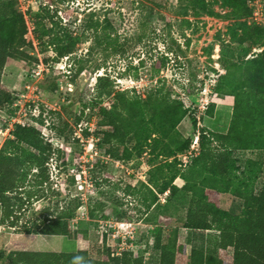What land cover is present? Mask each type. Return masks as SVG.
Here are the masks:
<instances>
[{"label": "trees", "instance_id": "trees-1", "mask_svg": "<svg viewBox=\"0 0 264 264\" xmlns=\"http://www.w3.org/2000/svg\"><path fill=\"white\" fill-rule=\"evenodd\" d=\"M220 1L231 7L239 19V37L252 39L254 44L263 47L247 58L229 43L220 48L219 59L225 72L218 76L214 91L233 98L225 132L197 126L194 113L199 114V98L196 94L190 93L194 104L190 109L181 99L172 97L163 85L151 89L144 97L131 96L130 90H116L109 74L96 78L95 99H109L95 114L93 134L98 146L105 155L122 161L146 152V180L135 190L144 209L141 215L157 205L168 214L167 224L156 223L151 231L152 247L159 251L157 262H145L137 250L113 252L105 245V238H102L100 257L90 254L89 225L103 204L97 203L88 211V219L77 220L76 228H72L80 197L71 196L64 208L52 200V194H60L52 188L49 176L48 163L54 148L35 126L21 124L14 125L0 146V224L15 232L74 238L78 250L71 253L0 250L1 261L10 264H264V162L247 158L240 164L237 156L239 151H264V36L258 26L248 22L252 9L247 0ZM50 5H40L31 17L35 38L53 47L56 54L52 57L56 62L75 51L79 38L69 34L56 19L57 10H51ZM179 6L192 12L210 11L207 0H179ZM100 25L98 19L94 21L90 17L85 28L96 33ZM26 33L24 14L13 1L0 0V108L11 106L17 97L2 82L7 60L29 66L39 62ZM97 37L95 41L101 43L102 36ZM164 59L163 56L159 67ZM74 61L77 67L72 77L85 66L81 58ZM57 87L58 82L53 81L48 89L55 91ZM214 106V102L209 103L205 114L212 115ZM188 115L198 134V150L193 153L192 139L184 138L178 131V125ZM76 119L77 123L80 118ZM179 155H189L184 166ZM177 178L183 181L182 185L175 183ZM221 194L239 198L240 211L233 213L222 207ZM161 195L163 203H160ZM44 199H48L45 205L35 210V201ZM115 199L112 198V209L118 210ZM102 217L106 220L109 215L103 212ZM126 217L132 218L121 211L117 220ZM180 228L207 232L203 244L192 246L186 254V244L178 241Z\"/></svg>", "mask_w": 264, "mask_h": 264}, {"label": "rangeland", "instance_id": "rangeland-1", "mask_svg": "<svg viewBox=\"0 0 264 264\" xmlns=\"http://www.w3.org/2000/svg\"><path fill=\"white\" fill-rule=\"evenodd\" d=\"M11 1L28 16L37 11L40 5L51 3L50 9L57 10L56 19L72 37L79 40L69 59L63 58L56 63L52 57L56 54L53 47L34 40L40 58L51 60L50 65L55 63L40 80L29 76L32 65L7 60L2 82L17 97L13 102L15 105L0 108V146L16 124L10 110L14 111V115L25 111L27 116L23 122L39 129L45 141L54 148L48 163L49 176L52 188L59 190L60 194H52V200L58 201V207L64 208L71 196L80 197L81 203L71 227L75 229L79 219L87 220L88 211L97 203L103 204L95 212L97 218L91 220L89 225L90 254L95 258L100 257L102 238L106 239L105 245H109L113 252H120V237L112 239L111 235L128 234L132 227L128 225L126 231L123 227L115 232L110 224L117 220L119 212L124 211L132 218L126 217L120 221L136 224L133 225V239L125 240H135L137 247L133 246L132 250H137L145 262H157L159 251L152 247L154 238L151 231L156 223L167 224L168 214H164L162 207L157 205L146 215H141L144 209L135 191L146 180L148 154H134L127 161L113 159L101 151L94 134L86 133L82 142L74 139L76 118L90 120L92 117L96 128L95 114L99 106L109 99H95V83L98 75L106 73L115 81L116 90H130L128 94L131 96L144 97L151 89L163 85L172 97L181 99L190 109L194 107L190 93L197 95L198 105L201 100H207L208 104L214 102L212 115L200 110V115L197 111L194 113L197 115V126L225 132L230 122L233 98L214 91L218 76L225 72L219 59L220 48L229 43L247 58L260 52L263 47L254 44L252 39L239 37V19L233 9L220 0H207L209 12H192L185 6H179V0ZM247 3L252 9L248 22L258 26L264 36V0H247ZM90 17L101 23L96 33L85 28ZM97 36H102L101 43L95 41ZM27 38L32 40L33 35L28 34ZM163 56L166 59L159 67ZM80 58L85 66L72 77L77 67L73 60ZM53 81L58 82V87L50 91L48 87ZM87 108H90L89 114ZM38 111V115H33ZM178 131L192 141L198 137L189 115L178 125ZM195 148L198 150V145ZM237 156L240 164H244L247 158L264 162L263 150L239 151ZM188 157L186 155L184 159V155H179L182 166L187 163ZM261 180L262 177L258 182ZM175 182L183 183L180 178ZM112 198H117L118 210L112 209ZM47 201H35L33 208L40 210ZM220 201L222 207L233 213H238L242 206L239 198L229 194H221ZM163 202L164 196L161 195L160 203ZM103 212L108 213V219L102 217ZM138 216L141 219H136ZM206 234L180 228L178 241L186 244L189 251L194 245H202ZM49 238H61V241L47 246L48 249H66L67 242H70L65 236L50 235Z\"/></svg>", "mask_w": 264, "mask_h": 264}, {"label": "built area", "instance_id": "built-area-1", "mask_svg": "<svg viewBox=\"0 0 264 264\" xmlns=\"http://www.w3.org/2000/svg\"><path fill=\"white\" fill-rule=\"evenodd\" d=\"M21 12L24 14V17H25V20H26V24H27V33L25 34V37H26L27 40H29L27 38V35L28 34H32L33 35V39L31 41H32V43L34 45L35 52H37V48L35 46V41H34L36 38H35V33H34L35 24H34L33 18L31 17V14L28 16V13H26L24 10H21ZM39 55L40 54H38V52H37V56L39 57V62L31 66L29 76L31 78H34V77L35 78H39V80H40V79H43L44 74L47 73L50 70V68L54 66V64L56 62L55 63H52L51 65L49 63H44L42 61V59L40 58ZM69 57H70V55L69 56L68 55L63 56L58 61L63 60V58L64 59H69ZM13 104L15 105V103H13ZM207 106H208V101L207 100H201L200 104L198 105V109L203 112L204 110H206ZM89 109L90 108H87L88 113L87 112H84V114H86V113L89 114L90 113V110ZM35 111L37 112V109H35ZM38 114H39V111H38V113H33V115H35V116L38 115ZM13 115H12L11 118H13L15 120V123L16 124L27 125V124H25L23 122L25 120L26 116H27L25 111L22 110V111H20V113L15 114L14 116ZM91 118L92 117H90V120H88V119H81V120H79V122H77L75 124L74 131H73V135H74V139L75 140H78V141L82 142L83 141V137L85 135V132L90 133L89 135H92L93 136L94 130L96 128H95L94 122L91 120ZM195 145H198V137L197 136H196L195 139H193V141L191 143V149L196 150ZM184 159H186V155H184ZM125 225H127V226H125ZM128 225H131V227H132V228L129 229V231L127 230L128 231V234H123V235L121 234L122 236L121 235L119 236L118 234L117 235L116 234H112L111 235L112 239L114 237H120V241L118 243V249L120 251H123V250H132V249H134V248H132L133 246L134 247H137V245L134 244L135 243V240H131L130 242H129V240H128V242L125 240L126 238L133 239L132 232H133V229H134L133 225H135V224L134 223H131V222H122V221H117V220L114 221L113 224H110V227H112L113 230H115V232L119 228H123V227H124V229L126 231ZM123 245H125V247H123Z\"/></svg>", "mask_w": 264, "mask_h": 264}, {"label": "crops", "instance_id": "crops-1", "mask_svg": "<svg viewBox=\"0 0 264 264\" xmlns=\"http://www.w3.org/2000/svg\"><path fill=\"white\" fill-rule=\"evenodd\" d=\"M177 184V182H175ZM180 185V184H178ZM1 215V210H0ZM135 224V223H134ZM136 225V224H135ZM50 235L57 234H26L22 232H13L12 228L6 227L0 224V250L6 252L18 250V251H30V252H76L78 250V242L74 238L66 237L70 242H67L66 249H48L47 246H52L61 238H49ZM59 237L64 235H58ZM98 242H101L99 240ZM190 251V250H189ZM186 246V254L189 253ZM119 253V252H117ZM1 264H10L7 261H1Z\"/></svg>", "mask_w": 264, "mask_h": 264}]
</instances>
